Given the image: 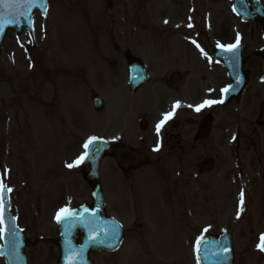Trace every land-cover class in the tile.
Segmentation results:
<instances>
[{
    "label": "rangeland",
    "instance_id": "374dc122",
    "mask_svg": "<svg viewBox=\"0 0 264 264\" xmlns=\"http://www.w3.org/2000/svg\"><path fill=\"white\" fill-rule=\"evenodd\" d=\"M127 1L49 0L48 17L35 16L36 43L31 56L26 52L30 46L26 33L21 37L10 33L4 42L0 58V93L5 115L0 120V178L13 189L12 213L25 231L29 264L58 263L59 229L55 214L64 207L91 203V186L81 174L82 164L73 168L66 164L73 163L83 152L82 144L89 136L103 135L121 141L103 160L101 172L107 211L124 225L127 238L115 253L93 254L94 264H197V239L222 231L233 236L235 264H263L264 253L258 248V240L264 232V222L257 218L264 214V180L255 175L256 172L264 175V150L261 152L251 142L254 136L250 131L244 133L240 147L241 175L233 163L232 139L227 140L225 202L216 198L212 204L216 211L211 208L209 217L196 222L193 234L184 228L185 224L179 223L174 225L172 233L180 237L165 240L155 235L159 230H154L153 224L140 226L126 222V177L117 173L116 151L126 147L124 55L131 44L126 36V12L131 11ZM180 1L177 4L175 0L174 5V0H134L133 10H167L165 18L171 27L176 22L173 10H195L197 21L189 37L196 42L194 47L189 42L193 55L190 57L187 47L179 43V61L170 47L163 46L173 38L170 29L166 30L169 25L164 26L161 19L157 26L154 22L152 26L140 24V29L135 31L136 42L140 43L141 59L150 70H156L160 62H165L162 70H197L194 60L203 53L196 45H200L202 35L212 43L214 39L227 44L234 38L231 32L207 34L203 27L207 15L212 21L221 14L220 7L227 10L234 25L238 24L239 20L228 10L227 0H182V4ZM51 59L55 60V73L47 70V61ZM42 91L47 94L54 91L55 99L50 106H46ZM94 92L105 101L102 112L92 107L90 99ZM215 111H220L222 117L215 122L213 135L219 134L220 124H227V134L233 137L239 117L236 108L231 105ZM9 118L15 121L8 125ZM253 118L250 114L245 120L251 123ZM107 129L112 132L106 134ZM213 143L214 140L195 144L194 166L207 157L214 158V166L220 165ZM146 244L158 250L154 253L146 250ZM0 264H4L2 258Z\"/></svg>",
    "mask_w": 264,
    "mask_h": 264
},
{
    "label": "flooded vegetation",
    "instance_id": "af4514ba",
    "mask_svg": "<svg viewBox=\"0 0 264 264\" xmlns=\"http://www.w3.org/2000/svg\"><path fill=\"white\" fill-rule=\"evenodd\" d=\"M176 1L178 4V0ZM247 1L252 10H264V0ZM175 3L174 0L173 4ZM180 3L182 4V0ZM133 4L134 0L127 1L128 9L131 10L126 12V36L128 42H131L124 55L127 65L131 60L142 61L141 46L136 42L135 33L140 29V24L142 27L152 26L154 22L157 26L160 19L164 26L169 25L166 30L170 29L173 37L171 43L166 40L163 46L170 47V52L175 54L177 61L179 43L187 47L190 57L193 55L189 37L197 21L195 10H173V19L176 22L172 28L165 18L167 10H133ZM220 10L221 14L214 16L212 21L206 16L204 32L209 34L213 31L214 35L231 32L235 37L239 34L245 56V69L250 71L248 84L240 101H232L228 105H233L239 116L233 137L227 134V124L219 125V134L212 133L215 122L222 117L221 112L215 110L228 106L215 103L205 106L199 112L195 110V106L205 99L219 101L221 89L228 85L223 65L208 54H200L195 60L190 58L195 61L197 70H162L165 62H160V59L156 70L148 69L145 64L147 83L135 90L129 86L132 71L126 70V167L120 168L126 176V222L153 224L154 230H159L155 235L165 240L177 236L175 232L172 233V229L179 223L185 224L184 228L193 234L194 224L209 217L211 208L216 211V206H212L214 201H217L216 198L219 202H225L228 175L225 157L227 140L232 139L235 145L240 146L245 140L244 133L250 131L251 136H254L251 142L255 143L261 152L264 150V30L259 23L244 22L240 17L238 24L234 25L232 18L227 15V10L223 7H220ZM180 13H183V17L178 19ZM189 24L192 26L189 27ZM179 29H183V32L178 33ZM207 41V44L211 45L210 40ZM213 42L212 45H215L214 39ZM219 42L225 43L221 40ZM206 50L204 52L208 53ZM54 63V59L47 61L48 71L54 72ZM42 94L46 106H50V102L55 99L54 91L48 94L42 91ZM176 102L180 103V107L173 110ZM2 105L1 96V119L5 116ZM167 112H172V117L157 134L156 125L162 119V114ZM250 114L254 118L248 123L245 118ZM206 115H211L213 125L208 138L201 140L199 128ZM13 120L14 118L7 119L8 125ZM124 120L125 115L122 122ZM244 126L247 129H243ZM230 127L233 128L234 125ZM210 140H214V155L219 156L220 165L208 170L206 167H200V163L206 164L212 160L207 157L194 166L195 144ZM114 142L115 146L119 145V140ZM157 145L158 151L155 150ZM259 175L264 180L263 172H256L255 176ZM253 179L258 180L257 177ZM216 184L219 188H216ZM257 220L264 222V214L260 218L258 216ZM154 224H159L158 228ZM253 230L254 228L251 233ZM148 249L151 252L158 250L149 244Z\"/></svg>",
    "mask_w": 264,
    "mask_h": 264
},
{
    "label": "water",
    "instance_id": "95a60500",
    "mask_svg": "<svg viewBox=\"0 0 264 264\" xmlns=\"http://www.w3.org/2000/svg\"><path fill=\"white\" fill-rule=\"evenodd\" d=\"M235 1V7L238 8L239 0ZM47 2V0H46ZM238 3V4H237ZM245 0H242L243 6ZM48 5V2H47ZM35 10L45 11L36 7L30 10L22 7L19 0H2L0 2V16L5 20H15V23H4L0 27V51L6 34L12 30L19 34L24 28H27L29 33L33 34L32 15ZM245 13H248L245 9ZM258 20L264 24V12L257 16ZM213 53V51H212ZM216 57L223 59L229 70V76L232 79V85L227 92L228 103L232 97H239L242 93L246 75L242 71L243 61L240 58V49L234 52H216ZM241 61V65L239 63ZM132 71H136L139 75H132L130 82L140 85L145 79L144 67L132 66ZM137 87V86H136ZM93 104L96 109H101L103 103L98 95L92 96ZM209 120L206 119V126ZM111 149L109 143L99 138L96 144L92 146L90 156L85 160L84 165L90 167V171L86 174L88 180L95 181L92 191L93 205L91 207L80 206L71 211L72 215L63 222L58 223L61 229L60 259L58 264H69L75 258L76 264H93L90 258L91 252L101 251H116L124 240V229L122 225L112 217L105 214L104 193L99 184L100 163L106 152ZM119 163L126 165V151L119 153ZM8 193L5 192V227L6 232L3 242V252L6 264H28V259L25 254L26 238L24 232L16 225V219L10 214ZM15 229V234L13 230ZM94 238V239H92ZM264 243V241H262ZM18 244L19 247L14 245ZM227 247V253L222 252V249ZM200 264H233L234 251L232 246L231 236L228 233H222L217 236L206 235L200 240L199 251Z\"/></svg>",
    "mask_w": 264,
    "mask_h": 264
},
{
    "label": "snow or ice",
    "instance_id": "6c2138e0",
    "mask_svg": "<svg viewBox=\"0 0 264 264\" xmlns=\"http://www.w3.org/2000/svg\"><path fill=\"white\" fill-rule=\"evenodd\" d=\"M0 2H2V0H0ZM20 4L22 7H25L27 9H31L33 7L39 8V9H43L46 13L47 11V2L46 0H19ZM233 11H235V8L233 9ZM15 20H5L2 16H0V27L3 26L4 23H15ZM165 23H167V21H165ZM192 25L189 24V27H191ZM193 43H196L195 41H193ZM240 44V37L239 34H237L236 36V42L235 43H231V44H222L219 41L217 42V47L226 51V52H234L236 50L237 47H239ZM198 48L200 47L199 44L196 45ZM201 52L207 56V53L204 52V50L201 48L200 49ZM209 59H211L209 57ZM231 88V85L226 86L225 88L221 89V92L223 93H227ZM223 101H216V100H210V99H205L200 105L195 106V110L197 112H199L202 108H204L205 106H210L212 104L215 103H222ZM176 107H180V103L176 102V104L173 106V110ZM189 107H192L191 105H189ZM172 112H167L162 114V119L160 120V122L156 125V131L157 134H159L161 127L164 125V123L171 119L172 117ZM98 137L96 136H89L82 144V149L83 152L77 157V159L73 162V163H68L66 164V167L68 168H73L76 167L80 164H82L91 154V149L92 146L94 144H96V142L98 141ZM155 150H159V145H157V148ZM5 172H7V170H5ZM13 191L12 188L7 187L4 182H3V178H0V239L4 238L5 232H6V227H5V218H4V211H5V192L7 193H11ZM243 200V193H241V201ZM72 215L71 210L68 209L67 207L61 208L59 209V211L55 214V220L58 223L63 222L65 219H67L68 217H70ZM239 215V214H238ZM22 231V230H21ZM205 232L208 231V228L204 229ZM13 234H15V229L13 230ZM94 239V238H92ZM200 239H197V252L199 251V243H200ZM262 241H264V234H262L261 237ZM15 247H19L18 244L14 245ZM260 251H264V243H262L261 245H258ZM229 251V249L227 247L222 249V252L227 253ZM0 255H5V253L3 252V245H0ZM69 264H76L75 258H73L71 261H69ZM197 264H200V257L197 256Z\"/></svg>",
    "mask_w": 264,
    "mask_h": 264
}]
</instances>
